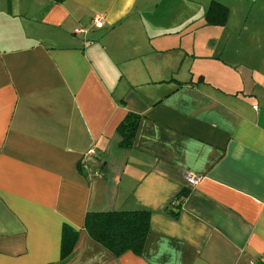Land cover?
<instances>
[{
	"label": "crops",
	"instance_id": "0c3cea01",
	"mask_svg": "<svg viewBox=\"0 0 264 264\" xmlns=\"http://www.w3.org/2000/svg\"><path fill=\"white\" fill-rule=\"evenodd\" d=\"M215 1L222 25L196 23L201 0H0V264H264V0ZM192 23L208 37L184 40ZM134 209L140 254L83 227Z\"/></svg>",
	"mask_w": 264,
	"mask_h": 264
},
{
	"label": "trees",
	"instance_id": "16d2710c",
	"mask_svg": "<svg viewBox=\"0 0 264 264\" xmlns=\"http://www.w3.org/2000/svg\"><path fill=\"white\" fill-rule=\"evenodd\" d=\"M227 15L228 8L212 0L205 13V19L209 24L222 25ZM139 121L140 115L130 111L120 121L116 128L120 136V147L129 148L133 145ZM188 191L189 188L184 187L177 196H187ZM83 227L94 241L104 246L114 256H119L126 251L140 254L149 233L150 211L147 209L88 211L84 217ZM77 236L78 231L64 224L61 260L72 252ZM257 264H263L262 260H258Z\"/></svg>",
	"mask_w": 264,
	"mask_h": 264
},
{
	"label": "built area",
	"instance_id": "2783aa9c",
	"mask_svg": "<svg viewBox=\"0 0 264 264\" xmlns=\"http://www.w3.org/2000/svg\"><path fill=\"white\" fill-rule=\"evenodd\" d=\"M91 24L93 27L95 28H101L103 27L104 25V16L101 15V14H95L93 17H92V21H91ZM88 31V29L85 27V26H77L75 28H73L72 32L73 34L75 35H80V34H83V33H86ZM95 154V148L91 147V148H88V150L82 155L81 157V160H80V164L81 165H84L85 168L86 167V158L87 156H90V155H94ZM199 178L193 174H188L187 175V181L189 184H192L194 183L196 180H198ZM187 196H175L174 199L172 200V204H176V205H182L185 201Z\"/></svg>",
	"mask_w": 264,
	"mask_h": 264
},
{
	"label": "rangeland",
	"instance_id": "374dc122",
	"mask_svg": "<svg viewBox=\"0 0 264 264\" xmlns=\"http://www.w3.org/2000/svg\"><path fill=\"white\" fill-rule=\"evenodd\" d=\"M204 1L205 0H201V2H199L198 8L195 11H192L191 13L192 15H196L197 17H200V19L196 20L197 24L200 22L201 16L203 17L207 9V6H204L205 5ZM223 1H225L226 3H229L230 0H223ZM207 3H208V0H207ZM204 21H206V19ZM208 28L210 27L206 26V27L197 28V26L192 23L189 26V30H186V29L184 30V40H187V42L192 43L194 40L207 38L208 35L205 34V32L209 30Z\"/></svg>",
	"mask_w": 264,
	"mask_h": 264
}]
</instances>
